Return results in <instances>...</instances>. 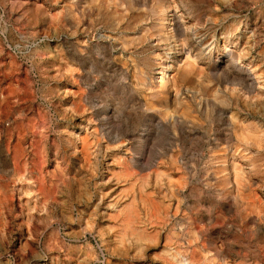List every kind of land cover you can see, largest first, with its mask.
Segmentation results:
<instances>
[{"label": "rangeland", "instance_id": "374dc122", "mask_svg": "<svg viewBox=\"0 0 264 264\" xmlns=\"http://www.w3.org/2000/svg\"><path fill=\"white\" fill-rule=\"evenodd\" d=\"M263 73L264 0H0V264H264Z\"/></svg>", "mask_w": 264, "mask_h": 264}, {"label": "bare ground", "instance_id": "6f19581e", "mask_svg": "<svg viewBox=\"0 0 264 264\" xmlns=\"http://www.w3.org/2000/svg\"><path fill=\"white\" fill-rule=\"evenodd\" d=\"M237 1V0H236ZM263 2V1H262ZM262 4V3H261ZM260 7V6H259ZM93 16V15H92ZM172 12L170 10V8H166L165 12L163 13V15H161L160 19H159V25L161 27V29H166L167 26L171 27L173 26L172 25ZM84 24V23H83ZM258 24V23H257ZM258 32V31H256ZM78 34V33H77ZM82 34V33H81ZM74 36V35H73ZM72 36V37H73ZM76 37V36H75ZM252 40V39H251ZM256 48V47H255ZM254 48V49H255ZM212 50V49H211ZM183 48L181 46H176L175 48L171 49V51L169 52L167 58L163 61L164 63V72L162 74L159 75L158 77V80L155 82V87L161 91L163 89L166 88L167 86V83H168V79L169 77H166L167 76V72L168 69L172 70L173 71V67L171 66V64H173V62L176 60V58H178L182 52H183ZM230 51L229 49L227 50V52ZM255 51V50H254ZM217 58L221 55H223V52L218 49L217 50ZM180 58V57H179ZM248 59V58H246ZM254 61V60H253ZM259 64V63H258ZM253 68V67H252ZM261 68V67H260ZM261 71V70H260ZM259 73V72H258ZM264 74V73H263ZM156 75V74H155ZM237 77V76H236ZM238 98V97H237ZM248 102V101H247ZM242 106V105H241ZM257 106V105H256ZM255 108V107H254ZM263 110V109H262ZM192 112V111H191ZM220 112V111H219ZM251 112V111H250ZM256 112V111H255ZM239 113V112H238ZM256 116V115H255ZM222 125V124H221ZM218 130V129H217ZM219 131V130H218ZM230 132V131H229ZM228 135V134H227ZM149 135H144L143 137H147L148 138ZM144 141V139H143ZM235 177V175H234Z\"/></svg>", "mask_w": 264, "mask_h": 264}]
</instances>
